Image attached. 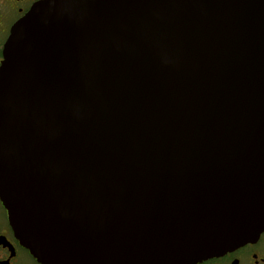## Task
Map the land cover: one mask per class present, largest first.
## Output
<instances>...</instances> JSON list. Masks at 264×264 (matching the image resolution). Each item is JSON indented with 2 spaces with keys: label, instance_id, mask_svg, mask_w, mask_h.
Segmentation results:
<instances>
[{
  "label": "water",
  "instance_id": "1",
  "mask_svg": "<svg viewBox=\"0 0 264 264\" xmlns=\"http://www.w3.org/2000/svg\"><path fill=\"white\" fill-rule=\"evenodd\" d=\"M0 199L44 264H190L264 231V0H41L0 65Z\"/></svg>",
  "mask_w": 264,
  "mask_h": 264
},
{
  "label": "flooded vegetation",
  "instance_id": "2",
  "mask_svg": "<svg viewBox=\"0 0 264 264\" xmlns=\"http://www.w3.org/2000/svg\"><path fill=\"white\" fill-rule=\"evenodd\" d=\"M41 0H0V65L13 25ZM0 264H44L15 235L8 211L0 199ZM190 264H264V231L253 241L221 255Z\"/></svg>",
  "mask_w": 264,
  "mask_h": 264
}]
</instances>
